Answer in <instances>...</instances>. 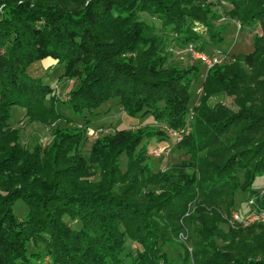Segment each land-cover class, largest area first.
<instances>
[{
  "label": "trees",
  "instance_id": "1",
  "mask_svg": "<svg viewBox=\"0 0 264 264\" xmlns=\"http://www.w3.org/2000/svg\"><path fill=\"white\" fill-rule=\"evenodd\" d=\"M228 1L242 25L262 28L254 39V51L234 57L245 59L252 72L248 74L236 63L216 65L204 85L207 95L218 88L228 94L240 92L242 109L230 115L220 108L195 113L185 152L207 151L200 162L204 183L209 184L203 186V200L209 201L208 207L223 205L229 212L233 196L248 189L231 177L233 170L245 171L248 186L264 170V93L260 94L263 106L253 102L258 88L264 92V0ZM205 4L199 0H0V264H36L42 253H30L31 245H43L51 264H122L128 237L145 249L134 264H166L159 251L165 240L159 233H165L166 226L161 229L153 217L167 210L182 212L176 199L190 201L193 183L181 168L151 177L152 167L140 165L149 145L127 130L96 141L89 160L79 152L84 131L72 128L57 129L48 150L36 147L28 153L9 123L16 107L26 109L32 118L58 117L46 105L51 87L34 75L43 72V61L51 59L62 66L63 77L79 81L69 97L76 117L116 100L129 116L151 113L155 120L164 119L170 128L181 131L192 101L191 77L175 68L163 69L167 61L163 43L139 21L138 14L159 16L191 42L199 38L191 24L208 21L211 14ZM37 62L34 71H29ZM247 121L229 145L216 148L227 131ZM259 133L260 142L226 159L231 152L246 148L250 135ZM123 154L128 158L125 174L121 171ZM93 169L98 172L95 182L88 180L94 176ZM145 174L147 181L140 182ZM159 181L173 188L155 200L142 197L147 183ZM223 196L227 203L221 200ZM18 200L29 208L22 223L13 212ZM260 204L264 209V203ZM216 209L205 211L217 218ZM65 216L77 219L81 229L69 228ZM257 225L260 229L253 245H238L244 257L264 258V228ZM206 255L198 264H264V260H234L215 250Z\"/></svg>",
  "mask_w": 264,
  "mask_h": 264
},
{
  "label": "rangeland",
  "instance_id": "2",
  "mask_svg": "<svg viewBox=\"0 0 264 264\" xmlns=\"http://www.w3.org/2000/svg\"><path fill=\"white\" fill-rule=\"evenodd\" d=\"M209 6L211 14L208 21H194L191 26L197 33L198 39L186 42L184 35L171 25H165L159 16L140 12L138 19L148 27L162 41L163 57L167 61L163 69L175 68L191 77L192 101L185 118L184 127L181 131L170 128L168 122L164 119L155 120L151 113L141 112L137 116H129L116 100H111L100 110L89 113L85 112L82 117H76L70 109V93L75 90L79 81L75 78L63 77L64 70L56 61H49V65L43 67V72H34L36 77H40L44 83L52 89L51 95L47 98L46 105L53 108L57 113L56 118L37 117L32 118L28 115L26 109L16 107L13 109V117L10 121V127L18 133L19 143L25 152L32 153L36 147L43 151L50 148L54 141V132L60 128H72L84 131V139L79 148L83 157L89 160L94 143L100 139L113 137L121 130L130 131L140 137L141 143H147L150 151L143 161L142 166H151V177L154 174H165L173 169L182 170L188 181L193 183L188 203L181 200H174L175 205L182 207V212L176 213L171 210L162 211L155 214L153 219L165 233H159V238H165L164 244L160 245L159 251L164 256L166 264H198L207 259L206 253L209 251H220L231 255L234 260L245 259L264 260L262 256H245L239 250L241 243L245 247L253 245L252 239L259 233L257 224L264 228V219L262 221L251 220V217L259 215L263 217L264 209L260 203H264V170L255 175L248 186L249 180L246 179L243 169L233 170L231 177L240 181L241 188L247 185L248 189H241L233 196L234 205L228 212L226 207L218 206L216 208L208 207L209 201L203 200L204 187L209 185L204 183V177L200 172V162L204 159L207 151L194 150L195 153L185 152L188 146L186 138L192 135L193 124L195 122V113L200 110L223 109L230 114L238 113L242 108L239 106L240 92L235 94L224 93L221 88L215 90L211 95L205 91V81L207 76L212 73V68H208L199 58L200 54L218 57V65L236 63L245 72L251 73L252 67L245 63V59H234L236 56H245L254 51V39L262 34V28L259 24L242 25V23L233 16L235 7L228 0H199ZM83 4V1L77 5ZM236 60V61H235ZM37 62L33 64L29 71H34ZM264 82V76L261 77ZM253 86V85H251ZM264 87V84L261 86ZM264 93L258 88L253 98L254 105L261 104L260 94ZM252 98L245 97V100ZM245 102V101H244ZM246 108L250 107L245 103ZM247 122H240L226 132L216 146L217 149L223 148V145H229L232 139L239 133L242 126ZM251 142L244 149H239L228 154V157L235 154L238 157L240 151H246L262 140V133L250 135ZM233 141V140H232ZM168 145V146H167ZM160 148L164 152L155 155L154 150ZM188 151V150H187ZM190 151V150H189ZM128 158L126 154L121 157V171L125 174L127 171ZM141 167V166H140ZM94 176L88 178L95 182L98 179V172L91 171ZM147 175L141 177L140 182L147 181ZM129 179L125 181L127 186ZM172 186L159 181L157 183H147L142 189V197L154 199L157 195L167 193ZM173 188V187H172ZM151 196V198H150ZM154 196V197H153ZM221 200L226 202L225 197ZM171 204V205H174ZM205 209H216L217 218L213 217L212 212ZM13 212L19 223L25 221L29 214V208L23 200H18L13 206ZM207 213L205 216H203ZM238 216V217H237ZM163 217V218H161ZM164 217H169L164 219ZM63 221L72 230H80L81 223L77 219L65 216ZM258 235V234H257ZM246 242H242L243 239ZM236 245V246H234ZM40 247V248H39ZM229 247V248H226ZM30 253H42L36 264H51L48 256H44V246L29 247ZM144 246L137 240L126 239L125 250L122 253V264H134L137 262L139 254L144 251ZM161 256V257H162ZM164 262V263H165ZM159 264H163L161 261Z\"/></svg>",
  "mask_w": 264,
  "mask_h": 264
},
{
  "label": "built area",
  "instance_id": "3",
  "mask_svg": "<svg viewBox=\"0 0 264 264\" xmlns=\"http://www.w3.org/2000/svg\"><path fill=\"white\" fill-rule=\"evenodd\" d=\"M199 58L202 60V62L210 69V68H213L215 67L216 65H218L220 63L218 57L216 56H208V55H205V54H200L199 55ZM164 152L163 149H160V148H157L154 150V154L155 155H160ZM253 217H251V220H257V221H262L264 219V214L262 215L263 217H259V215L257 216H254V214H252ZM238 217V216H237Z\"/></svg>",
  "mask_w": 264,
  "mask_h": 264
},
{
  "label": "crops",
  "instance_id": "4",
  "mask_svg": "<svg viewBox=\"0 0 264 264\" xmlns=\"http://www.w3.org/2000/svg\"><path fill=\"white\" fill-rule=\"evenodd\" d=\"M51 59H49V60H45V61H43L41 64H42V66H46V65H49V61H50ZM53 61V60H52Z\"/></svg>",
  "mask_w": 264,
  "mask_h": 264
}]
</instances>
